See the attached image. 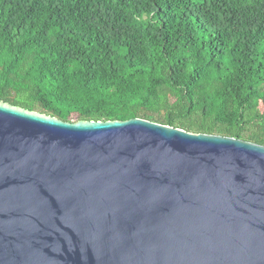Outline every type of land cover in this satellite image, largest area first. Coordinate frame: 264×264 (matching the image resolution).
<instances>
[{
  "label": "water",
  "instance_id": "95a60500",
  "mask_svg": "<svg viewBox=\"0 0 264 264\" xmlns=\"http://www.w3.org/2000/svg\"><path fill=\"white\" fill-rule=\"evenodd\" d=\"M0 264H264V144L0 100Z\"/></svg>",
  "mask_w": 264,
  "mask_h": 264
},
{
  "label": "trees",
  "instance_id": "16d2710c",
  "mask_svg": "<svg viewBox=\"0 0 264 264\" xmlns=\"http://www.w3.org/2000/svg\"><path fill=\"white\" fill-rule=\"evenodd\" d=\"M0 100L264 144V0H0Z\"/></svg>",
  "mask_w": 264,
  "mask_h": 264
}]
</instances>
